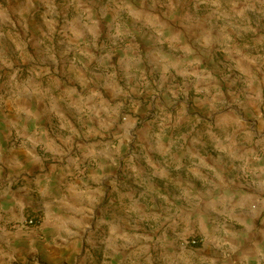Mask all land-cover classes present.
Returning a JSON list of instances; mask_svg holds the SVG:
<instances>
[{
	"label": "clouds",
	"instance_id": "obj_1",
	"mask_svg": "<svg viewBox=\"0 0 264 264\" xmlns=\"http://www.w3.org/2000/svg\"><path fill=\"white\" fill-rule=\"evenodd\" d=\"M61 252L264 264V0H0V264Z\"/></svg>",
	"mask_w": 264,
	"mask_h": 264
},
{
	"label": "rangeland",
	"instance_id": "obj_2",
	"mask_svg": "<svg viewBox=\"0 0 264 264\" xmlns=\"http://www.w3.org/2000/svg\"><path fill=\"white\" fill-rule=\"evenodd\" d=\"M40 260L41 264H75V256L69 257V254L67 256L60 254V257H56L50 253H44Z\"/></svg>",
	"mask_w": 264,
	"mask_h": 264
},
{
	"label": "crops",
	"instance_id": "obj_3",
	"mask_svg": "<svg viewBox=\"0 0 264 264\" xmlns=\"http://www.w3.org/2000/svg\"><path fill=\"white\" fill-rule=\"evenodd\" d=\"M60 254H62L63 256H67V255H68L67 252H61ZM60 254H59V255H54V256H56V257H60Z\"/></svg>",
	"mask_w": 264,
	"mask_h": 264
}]
</instances>
